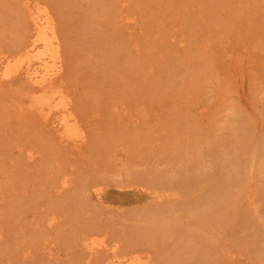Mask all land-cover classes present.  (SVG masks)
<instances>
[{"label":"rangeland","instance_id":"rangeland-1","mask_svg":"<svg viewBox=\"0 0 264 264\" xmlns=\"http://www.w3.org/2000/svg\"><path fill=\"white\" fill-rule=\"evenodd\" d=\"M28 6L60 73L46 93L0 81V264H264V0H0L14 66ZM37 97L62 100L74 139Z\"/></svg>","mask_w":264,"mask_h":264},{"label":"bare ground","instance_id":"bare-ground-1","mask_svg":"<svg viewBox=\"0 0 264 264\" xmlns=\"http://www.w3.org/2000/svg\"><path fill=\"white\" fill-rule=\"evenodd\" d=\"M27 10H28V15H29V18H30V21H31V25H32V32H31V34H30V39L29 40H27L25 43H19L18 44V47L20 48V54H21V59H20V64L19 65H17V66H14L13 65V63H12V61H11V59H9V58H5V59H3V60H1L0 59V81H7V83H9L10 84V82L11 81H14V79H15V76H14V74L16 73V72H20V71H22V73L23 74H25V76H26V79L32 84V85H34L35 87H37L38 89L37 90H39V91H41V92H43V93H46V92H48L49 90H52L53 88H55L56 86H57V84H58V82H59V73H60V66L57 64V62H56V60H57V58H58V50H59V46H58V44H57V42H56V39H55V28L47 21V20H45L43 17H41L35 10H31L30 9V7L28 6V8H27ZM24 62H26V63H24ZM24 63V66H22V64ZM3 64H5L4 65V67L2 68L1 67V65H3ZM15 68H14V67ZM71 67V64H68V67ZM54 91H56V90H54ZM35 102L36 103H38L39 104V106H41L40 108H46L45 110H42V111H45L46 113L45 114H52V113H54V114H56L57 115V117H58V125H59V127H60V129H62L63 130V137H65V138H67V139H74V137L77 135L76 134V131H77V129H76V127H77V125H76V121L74 120V118L72 117L73 115H72V113H71V111H69V109L67 108V107H65V106H63L64 104H62V100L61 99H57V98H50V97H44V98H42L41 100L39 99V97H37L36 99H35ZM47 110V111H46ZM234 118H233V122L234 123H236L237 121V123L239 124V122L241 123L242 121H243V119L241 120V115H240V120L241 121H239V120H236V121H234V119H236V116H233ZM238 119H239V116H238ZM243 122H245V121H243ZM242 122V123H243ZM237 126V125H236ZM238 126H240V125H238ZM236 127V128H234L235 130H234V132L233 133H237V135L240 137V136H243V135H248L249 133H250V129L248 128V127H243V128H241L242 126H240V127ZM244 126H246L245 124H244ZM225 139H227V138H225ZM236 142V141H235ZM231 143V142H230ZM227 144V143H226ZM259 145H264V140H262L261 139V141H260V143L258 144V146ZM224 146V145H223ZM226 147L225 148H227V146L228 145H225ZM261 148V147H260ZM263 148V147H262ZM255 149V148H254ZM257 149V148H256ZM218 149H216V151H217ZM221 150V149H220ZM223 150H224V148H223ZM259 150V149H258ZM261 150V149H260ZM264 150V149H263ZM226 150H224V152H225ZM222 152V151H221ZM221 152H220V154H221ZM256 152H258V151H256ZM223 153V152H222ZM254 152H252V155H255V154H253ZM211 154V153H210ZM212 154H214V152L212 153ZM211 154V155H212ZM217 154H218V151L217 152H215V154L214 155H216L217 156ZM220 154H218V155H220ZM259 154V153H258ZM258 154H256L255 156H257ZM224 155H221L220 157L222 158ZM219 157V158H220ZM226 157V156H225ZM228 157V156H227ZM216 158V157H215ZM218 158V159H219ZM221 158H220V160H221ZM229 158V157H228ZM264 159V155H263V158H262V160ZM210 160H212V159H210ZM210 160H208V162L210 161ZM228 161V160H227ZM226 161V162H227ZM208 162H206V164H205V167H206V169H205V171L204 172H208L210 169H209V167L210 166H207V164H208ZM213 161H210L209 163H212ZM215 162V161H214ZM264 162V161H263ZM230 163H231V161H230ZM204 164V163H203ZM217 163H215L214 165H216ZM220 164V163H219ZM203 166V165H202ZM228 166V165H227ZM223 167V166H222ZM221 167V168H222ZM203 167H201V170L203 171L204 169H202ZM224 169L226 168V166L225 167H223ZM208 169V170H207ZM262 169H263V167H262ZM195 170H198V168H195L194 169V171ZM200 170V171H201ZM264 170V169H263ZM201 171V172H202ZM200 172V173H201ZM264 172V171H263ZM194 173V172H193ZM193 173H191L190 172V174L192 175ZM187 174V173H186ZM195 174V173H194ZM196 174H198V173H196ZM200 176H199V178L200 177H202V176H206L207 177V174H203V173H201V174H199ZM174 176V175H173ZM181 176V175H180ZM186 175L184 174L183 175V177H185ZM188 177H190V175L188 174ZM187 177V179H190V178H193V176L192 177H190V178H188ZM178 178V179H177ZM172 177V175L171 176H168V178H167V176L164 178H161V180H160V182H159V184L161 185V186H167L168 187V185H172V184H176L177 182H179V181H181V180H184L182 177V179H180L179 177ZM195 178V177H194ZM198 178V179H199ZM187 179H185V180H187ZM197 179V178H196ZM196 181H198V180H196ZM201 181H203V178H202V180ZM223 182H224V180H222ZM183 182V186L184 185H190V182H191V180H187V181H182ZM223 182H222V187H223V185H225V184H223ZM226 182V181H225ZM166 183L168 184V185H166ZM179 183H181V182H179ZM179 183H178V186H175V187H181L180 185H179ZM192 183V182H191ZM197 183V182H196ZM225 187V186H224ZM226 187H228V186H226ZM173 188V187H172ZM231 188V187H230ZM227 190H229V189H227ZM264 190V189H263ZM262 190V191H263ZM216 192V191H215ZM223 192V191H222ZM219 193V192H218ZM263 193H264V191H263ZM213 194V193H212ZM216 194V193H215ZM218 194H216V197H214V195H213V199L215 200V198H217L218 196H217ZM228 195V194H227ZM227 195H226V197H225V199L227 198ZM224 197V196H223ZM188 200V199H187ZM230 200V199H229ZM228 199L227 200H224V201H229ZM207 201V200H206ZM206 201H203V203L205 202L206 203V205L207 204H209V203H207ZM191 202V201H190ZM192 202H194V201H192ZM208 202H210L209 201V199H208ZM212 202H213V200H212ZM212 202H211V204H209V206L211 205L212 206ZM214 203V202H213ZM217 204L218 203H220V202H216ZM263 203H264V201H263ZM192 204V203H191ZM202 204V203H201ZM200 204V205H201ZM226 204H228V202H225V203H223V204H221L220 205V207L222 206L223 208H219L220 209V211L222 210V209H225V205ZM185 205H186V203H185ZM188 205V204H187ZM205 205V207H206V209L208 210V209H210L211 208V206H210V208H209V206L207 205L206 206ZM219 205V204H218ZM191 205H189L188 207H190ZM215 206H216V204H215ZM215 206H213V207H215ZM226 206H229V204L228 205H226ZM186 207V206H185ZM188 207H186L187 208V210L186 211H188V213L190 212L189 211V209H188ZM192 207V206H191ZM190 207V209H192ZM208 207V208H207ZM218 207V206H217ZM229 208L230 207H228V209H226V212H225V210H222V211H224L223 213H227L228 214V212H227V210L229 211ZM219 209H217V210H219ZM210 210H212V208L210 209ZM215 210V209H214ZM220 211H213V212H215L216 214H217V216L220 214V216H221V214L222 213H220ZM187 213V212H186ZM191 213H193L192 211H191ZM190 213V214H191ZM215 213H213V214H215ZM213 214H212V216H213ZM193 215V214H192ZM205 215H206V213H205ZM215 216V215H214ZM220 216H218V217H216V219L218 218H220ZM227 216V215H226ZM225 216V217H226ZM208 218H210L211 219V217H209V216H207ZM223 217V216H222ZM213 218H215V217H213ZM174 221H175V218H172ZM172 219H170V221L172 220ZM217 219V220H218ZM227 219V218H226ZM178 220V219H177ZM213 219H211V222H213V225H214V223L216 224V221H215V219L212 221ZM220 221H221V219H219ZM218 220V221H219ZM225 219H223L222 221L223 222H225L224 221ZM164 221V220H163ZM168 220H166V222H165V224L166 223H168V222H170V221H168ZM173 221V222H174ZM179 221L180 220H178V223H179ZM219 221V222H220ZM221 223L220 222V224L221 225H223V224H225V223ZM164 223V222H163ZM170 223H172V222H170ZM176 224V223H175ZM175 224H173V225H175ZM219 224V225H220ZM172 225V226H173ZM220 225V226H221ZM163 226V225H162ZM166 226V225H165ZM215 226V225H214ZM224 226V225H223ZM169 228V227H168ZM171 228V227H170ZM174 228L175 227H173V228H171V230L173 229L174 230ZM216 228V227H215ZM217 228L218 229H221V228H223V227H219L218 225H217ZM162 230H163V228H162ZM165 230V229H164ZM163 230V232H165ZM171 230H170V232H171ZM218 231V230H217ZM183 243H182V245L184 246V245H187L186 244V242L184 243V241H182ZM165 243H167V242H165ZM190 243V242H189ZM188 243V244H189ZM208 244V243H207ZM165 245V244H164ZM166 246V245H165ZM164 246V247H165ZM188 247V246H187ZM186 247V248H187ZM210 248V247H209ZM165 249H166V247H165ZM164 249V250H165ZM188 249V248H187ZM207 249V248H206ZM205 248L204 249H200V250H206ZM130 252H132V251H129V253ZM208 252H210L211 253V251H210V249L208 250ZM213 253H214V251L212 252V255H213ZM112 254H113V256H112V258H111V260H110V262H108L109 264H134V259L133 258H129V259H122V257L120 256V255H118V253H117V249H112ZM215 254V253H214ZM194 255V254H193ZM185 256V255H184ZM211 256V255H210ZM209 256V259L211 260V257ZM175 257L178 259V261H177V264H180L181 263V260H180V255L179 254H175ZM213 257V256H212ZM186 259V258H185ZM209 259H208V261H209ZM189 260V257L187 258V261ZM190 260H191V257H190ZM193 260H195L194 262L196 263L197 261H196V259L193 257ZM193 260H191L192 262L191 263H193ZM109 261V260H108ZM185 260H183V262L182 263H184V264H187L188 262H184ZM181 263V264H182ZM191 263H189V264H191Z\"/></svg>","mask_w":264,"mask_h":264}]
</instances>
